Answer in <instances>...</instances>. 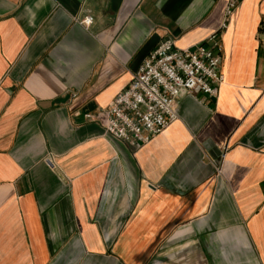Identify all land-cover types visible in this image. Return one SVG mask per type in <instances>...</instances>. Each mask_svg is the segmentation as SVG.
<instances>
[{
	"label": "crops",
	"instance_id": "obj_1",
	"mask_svg": "<svg viewBox=\"0 0 264 264\" xmlns=\"http://www.w3.org/2000/svg\"><path fill=\"white\" fill-rule=\"evenodd\" d=\"M227 3L0 0V264H264V0ZM213 32L218 92L147 143L85 117Z\"/></svg>",
	"mask_w": 264,
	"mask_h": 264
},
{
	"label": "built area",
	"instance_id": "obj_2",
	"mask_svg": "<svg viewBox=\"0 0 264 264\" xmlns=\"http://www.w3.org/2000/svg\"><path fill=\"white\" fill-rule=\"evenodd\" d=\"M241 1L228 0L223 25ZM80 21L90 25L93 15L87 13ZM224 78L218 32L187 47L177 45L175 37L168 35L149 52L129 85L109 106L96 113L87 112L85 117L100 122L107 134L139 147L178 117V97L187 93L216 94Z\"/></svg>",
	"mask_w": 264,
	"mask_h": 264
}]
</instances>
